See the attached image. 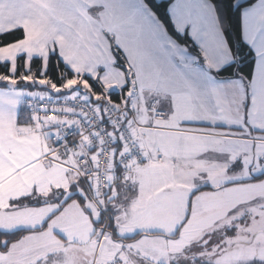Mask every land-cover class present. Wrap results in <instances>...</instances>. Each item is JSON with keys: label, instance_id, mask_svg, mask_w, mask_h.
I'll return each instance as SVG.
<instances>
[{"label": "snow or ice", "instance_id": "1", "mask_svg": "<svg viewBox=\"0 0 264 264\" xmlns=\"http://www.w3.org/2000/svg\"><path fill=\"white\" fill-rule=\"evenodd\" d=\"M10 2L33 11L0 24V264H264V82L255 60L240 69L252 91L234 120L232 65L202 0L174 3L199 52L168 41L192 75L168 103L145 94L135 41L120 43L127 64L104 58L51 22L55 0ZM251 2L213 11L239 14L243 43L264 49V0L241 9Z\"/></svg>", "mask_w": 264, "mask_h": 264}, {"label": "crops", "instance_id": "2", "mask_svg": "<svg viewBox=\"0 0 264 264\" xmlns=\"http://www.w3.org/2000/svg\"><path fill=\"white\" fill-rule=\"evenodd\" d=\"M156 1H171L169 9H172V12L170 13L168 9V13L171 19L176 17L175 0ZM259 2L260 0H256L247 8H257ZM32 11V9L22 11L18 6H13L10 0H5L4 7L0 8V24L14 27L24 17L31 16ZM201 13L207 30L220 43L223 59L232 65L233 57L221 31L216 11H213V5L208 0H202ZM50 16L51 22L62 33L68 34L72 39L85 45H91L94 51L98 49L97 54L102 53L104 58H115V53L119 52L127 64L126 53L120 43L135 41L139 44L146 51L141 81L149 99L158 96L161 102L168 103L169 98L174 99L182 93L185 90L182 85L192 79L189 66L175 55L176 49L168 47L167 43L171 41L177 47L182 45L167 33L145 0H55V8ZM107 22L119 26L121 31L115 32L109 29ZM241 31L243 34L242 23ZM180 34L187 35L193 43L191 25H188L186 31ZM111 35L114 37L115 48L111 46V40L107 38ZM247 47L252 51L256 61L255 81L259 85L264 82V49ZM228 79L230 84L227 99L232 108L230 115L234 120L243 123L248 118L249 110L245 107V103L247 97L251 95L252 81H244L240 77ZM217 123L223 125L225 121L220 120ZM209 155L215 157V153Z\"/></svg>", "mask_w": 264, "mask_h": 264}, {"label": "trees", "instance_id": "3", "mask_svg": "<svg viewBox=\"0 0 264 264\" xmlns=\"http://www.w3.org/2000/svg\"><path fill=\"white\" fill-rule=\"evenodd\" d=\"M212 5H216L217 0H208ZM256 0H252L250 4L242 5L241 9L247 8L255 3ZM171 1H163V2H156L152 0L149 3V0H145L147 6L155 13L159 21L165 27L167 33L175 39L179 44L182 46H187L188 49L191 50L192 56L198 55V48L193 46V43L189 39L187 35H179L175 30V27L171 23V18L168 13L169 5ZM228 3L235 5L237 0H228ZM217 18L219 21V25L221 31L225 37V41L227 46L231 52L233 57V64L231 67V76L228 73H225V76L228 78L231 77H240L244 81H249L247 77L244 76L243 72L240 71L241 68H244L245 71L246 65L254 60V56L252 51L243 43L242 40V31H241V17L239 14L234 15L231 9H227L225 7L217 6L215 8ZM20 33L16 32L15 36H19ZM12 37H6V39H11ZM115 57H119L120 61H124L119 52L115 53ZM41 68V61L38 59L36 63L33 65V71ZM65 66L60 63L57 67V61L52 60L50 65L48 66V71L46 72V76H50L53 80L60 83L59 73L65 72ZM43 91L44 89H37ZM55 95V94H54ZM61 97V96H60ZM118 99L117 97H113V100Z\"/></svg>", "mask_w": 264, "mask_h": 264}, {"label": "built area", "instance_id": "4", "mask_svg": "<svg viewBox=\"0 0 264 264\" xmlns=\"http://www.w3.org/2000/svg\"><path fill=\"white\" fill-rule=\"evenodd\" d=\"M56 99H57V101L59 103H63L64 97L63 96H61V97L59 96V97H56ZM102 103H103V100H101V104ZM69 105L70 106H74L76 108L83 109L85 112H90L92 107H94V105H92L91 101L82 102L80 97H77L75 102L69 101ZM41 107H43V105H41Z\"/></svg>", "mask_w": 264, "mask_h": 264}, {"label": "rangeland", "instance_id": "5", "mask_svg": "<svg viewBox=\"0 0 264 264\" xmlns=\"http://www.w3.org/2000/svg\"><path fill=\"white\" fill-rule=\"evenodd\" d=\"M155 1H156V0H155ZM156 2H158V1H156ZM107 27H108L109 29L115 31V32H119V31H121V29H120L119 26L114 25V24H110V22H107ZM179 35L184 36V34H180V33H179ZM107 38H109V39L111 40V46L115 48L116 46H115V44H114V37L111 35V37H107Z\"/></svg>", "mask_w": 264, "mask_h": 264}]
</instances>
